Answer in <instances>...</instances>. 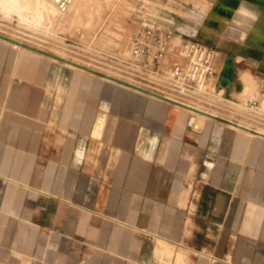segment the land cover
Listing matches in <instances>:
<instances>
[{"label":"crops","instance_id":"1","mask_svg":"<svg viewBox=\"0 0 264 264\" xmlns=\"http://www.w3.org/2000/svg\"><path fill=\"white\" fill-rule=\"evenodd\" d=\"M134 1L138 31L208 43L219 71L230 55L264 82V0ZM11 45L0 39V264H264V137L191 127L171 102Z\"/></svg>","mask_w":264,"mask_h":264},{"label":"rangeland","instance_id":"2","mask_svg":"<svg viewBox=\"0 0 264 264\" xmlns=\"http://www.w3.org/2000/svg\"><path fill=\"white\" fill-rule=\"evenodd\" d=\"M22 1L21 4L23 3ZM29 2L34 4L36 1L24 0V3L27 4H24V6L27 7L29 4L28 10L33 7V9L36 8L34 11L33 9L28 11L27 8L24 7L22 8L23 10L20 9V12L18 11L17 13L13 12L15 10L10 12L0 7V31L9 35L15 32L11 35L20 37L27 43L40 44L39 46L42 48L45 47L46 50H56L62 54V57L54 53L50 54L46 51H38L50 58L53 57L64 63L72 64L74 69L75 67L79 69L84 68L85 71L89 73L95 71L91 66L95 68L100 67L98 70L102 69L101 72L105 71L102 67L107 69L113 68L114 70L117 69L116 60L119 58V54L121 55V47L127 45L131 36L138 31L141 25L139 21H135V19L132 18L134 12L132 0L131 2L127 0H75L74 4L71 6L72 8L67 13L59 12L58 8H56L51 1L40 0L37 5L34 4L35 7ZM134 4H137V0L134 1ZM24 9H26L30 15L26 14L27 12ZM41 10L46 11L47 14H42L43 16H41ZM22 11L24 13L26 12V15H24V13L20 15L19 13H22ZM115 19H118L120 22L118 25L120 30L125 28L123 24L124 20L130 19L131 21V25L129 24V26L126 27L125 33H122V37L119 40L121 43L120 46H115V36L107 34V32L104 34L107 27L117 26L113 23ZM10 43L18 49L23 47V43L20 41H10ZM24 46L26 45L24 44ZM88 63L89 65L91 64L90 67L84 66V64ZM64 67L68 66L65 65ZM67 69L71 68L68 67ZM76 72L83 74L80 70ZM83 75L85 76V80L83 81L84 84H89V80L92 78L102 79V77H100L101 75L97 76L92 73L87 74L84 72ZM236 78L238 79L237 84L233 91L231 89L229 98L225 96V90L224 93L222 90L221 92L215 93L208 91L210 97H205L207 99H205V101L201 100V102H203L199 105L215 110V112L217 111L218 116L221 117V121H212L217 124L220 123L221 125H225L229 130H231V128L226 124L228 119H233L235 121L244 120L251 125L252 127L242 126L244 131L252 134V136H247L245 140H241V142H243L242 145L249 147L252 139L257 138L255 136L264 137V133H260L254 129V127L264 129V82L261 83V87L259 85L260 82H262L261 79L255 78L252 70L247 67L241 68ZM102 80L105 81L104 79ZM235 82L236 80L233 84ZM152 86L156 87L155 85ZM160 89L165 92L168 91L167 89ZM193 99L196 100L197 98ZM197 121L195 117H191L190 126L199 127L200 123ZM235 121H230V124L232 126L238 125Z\"/></svg>","mask_w":264,"mask_h":264},{"label":"built area","instance_id":"3","mask_svg":"<svg viewBox=\"0 0 264 264\" xmlns=\"http://www.w3.org/2000/svg\"><path fill=\"white\" fill-rule=\"evenodd\" d=\"M53 2L59 12L65 13L74 0ZM221 57L222 52L208 43L145 26L132 36L116 60V64L120 60L128 68L119 64L116 68L136 81L193 99L196 97L192 92L207 85L214 93L221 90L224 93L219 78L222 69L219 71L217 67Z\"/></svg>","mask_w":264,"mask_h":264},{"label":"bare ground","instance_id":"4","mask_svg":"<svg viewBox=\"0 0 264 264\" xmlns=\"http://www.w3.org/2000/svg\"><path fill=\"white\" fill-rule=\"evenodd\" d=\"M22 1V0H21ZM21 1L20 0H0V7L2 8V9H7V10H9L10 12L11 11H13V10H15V11H13V12H17L18 13V11L20 12V9H22V8H24L25 6H24V4L26 3H24V0L22 1L23 3L21 4ZM28 1V0H27ZM36 1V3H34V4H36L37 5V3H38V1L40 2V0H35ZM47 1H51L53 4H54V2H53V0H47ZM128 2H131V0H127ZM74 2H75V0H74ZM74 2L70 5V8H69V10L72 8L71 6L74 4ZM219 2V1H218ZM226 2V1H225ZM31 5L33 4L32 2H29ZM33 4V5H34ZM151 4H153V3H151ZM214 4H215V2H214ZM23 5V6H22ZM25 5H27V4H25ZM30 5V6H31ZM32 5V6H33ZM205 5V4H204ZM219 5V4H218ZM54 6H55V4H54ZM34 7H35V5H34ZM148 7V6H147ZM154 7H155V5H154ZM25 8H27V10H28V8H29V4H28V6L27 7H25ZM33 9V7H31L28 11H30V10H32ZM34 9H36V8H34ZM34 9H33V11H34ZM127 9V8H126ZM17 10V11H16ZM23 10V9H22ZM24 10H26V9H24ZM27 10H26V12H27ZM46 10V9H45ZM69 10L67 11V12H69ZM36 11V10H35ZM158 11V10H157ZM25 12V13H26ZM32 12V11H31ZM67 12H65V13H67ZM23 11H22V13H19L20 15H23ZM24 13V15H26V14H28L29 12H27L26 14ZM166 13V12H165ZM190 13H192L191 11H190ZM42 14H47L46 13V11H43V10H41L40 11V15L41 16H43ZM154 14V13H153ZM157 14V13H156ZM160 14V13H159ZM163 14V13H162ZM28 15H30V14H28ZM27 15V16H28ZM198 15V14H197ZM40 16V17H41ZM201 16V15H200ZM158 17V16H157ZM160 18V17H159ZM164 18H166V17H164ZM210 18V17H209ZM27 19V18H26ZM150 19H151V17H150ZM161 19H163V18H161ZM199 19V18H198ZM156 20V19H155ZM170 21V20H169ZM193 22H194V20H193ZM203 22V21H202ZM113 23L114 24H116L117 26L116 27H111V26H109V27H107L106 28V30H105V33L104 34H106V32H107V34H112L113 36H115L116 37V45L115 46H120L121 45V43H120V38L122 37V33H123V31L124 30H126V28H123L122 30H120V28H118V25L120 24V22H119V20L118 19H115V20H113ZM161 23H163V22H161ZM201 24V23H200ZM197 25V24H196ZM203 25V24H202ZM131 30V29H130ZM199 30V29H198ZM14 31V30H13ZM17 32V31H16ZM206 32H207V27H206ZM215 32V31H214ZM217 32V31H216ZM15 33V32H14ZM14 33H11V34H14ZM177 33V32H176ZM209 33V32H208ZM0 34L1 35H4L5 37H8V38H11V39H15V40H17V41H20L21 43H23V47L21 48V49H25V50H28V51H32V52H37L38 54H41V55H43V56H45V58L46 59H48L49 58V60H53V61H55V62H58L59 64L61 63V64H63V65H66V66H68V67H70V68H74L73 67V65L71 64H67V63H64V62H62V61H60V60H58V59H56V58H50L49 56H46V55H44V54H42V52H40V51H43V52H48V53H54V54H56V55H58V56H61L62 57V54L60 53V52H58V51H56V50H46L45 49V47H41V46H39V45H37L36 43V45L35 44H32V43H27L25 40H23V39H21L20 37H17V36H13V35H9V34H5V33H3L2 31H0ZM17 34V33H16ZM177 34H180V33H177ZM217 34V33H216ZM219 34V33H218ZM205 35V34H204ZM209 35H210V33H209ZM212 35V34H211ZM219 36V35H218ZM215 37V36H214ZM0 39L1 40H4V41H6L7 42V44L8 43H10V41L9 40H7V39H5V38H2V37H0ZM28 40V39H27ZM36 41V40H35ZM127 41V40H126ZM125 42V41H124ZM11 44V43H10ZM24 44L26 45V46H24ZM13 46V45H12ZM18 47H21V46H18ZM122 49H123V47H121ZM121 49V50H122ZM38 50H40V51H38ZM115 54V53H114ZM43 56H41V57H43ZM119 63V65H121L124 69H127L128 68V66H126L123 62H120V60L118 61ZM117 64V65H118ZM118 65V66H119ZM56 66V65H55ZM84 66H87V67H90L91 66V64L89 65V63L88 64H84ZM67 67V68H68ZM93 69H95V71L94 72H90V73H92V74H94V75H97V76H100V77H102L103 79H105L106 81H110V82H112V83H114V84H117V86H120V87H122V88H129L130 90H132V91H134V92H138V93H142V95H150V96H153V97H155V98H157V99H160V100H162V101H168V102H171V103H173L174 105H176L177 107H179L180 109H182V110H186V111H188V112H190L191 114H190V116L191 117H195V119L196 120H198L197 122L198 123H200L199 124V127L200 126H204L206 129H208V127L210 126V121H212V120H214V121H221L220 119H221V117L220 116H218V112L216 111L215 112V110H211V109H208V108H206V107H202V105L200 106L199 104H201L202 102H201V100H204L205 101V99H207V98H205V97H210V94L208 93V91L209 92H213L214 93V91L211 89V88H209L210 86L209 85H207V88L205 87V86H203L202 88H200V89H198V90H196V91H194V92H192V95L193 96H195L197 99L195 100V99H191V98H182V97H180V96H177V95H175L173 92L171 93V92H168V91H163V90H160V89H157V88H155V87H152V86H150V85H146V84H144V83H141V82H139V81H136V80H134V79H132L129 75H126L125 73H123V72H121V71H119V69H113V68H104V67H102L103 68V70H105L104 72L102 71L101 72V70H98V68L100 69V67H98V68H95V67H93V66H91ZM106 67V66H105ZM65 68V67H64ZM121 68V67H120ZM59 69V68H58ZM75 69H77V70H80V72L82 71L83 72V74H84V72H86L87 74H90L89 72H87V71H85V69L84 68H76L75 67ZM112 69V70H111ZM61 73V72H60ZM262 75H264V74H262ZM83 77V76H82ZM263 78H264V76H263ZM262 79V78H261ZM81 81V80H80ZM258 82H260V81H258ZM261 83H263V82H260V84L259 83H257V84H259L260 86H261ZM81 85V84H80ZM262 87V86H261ZM119 93V92H118ZM129 97V96H128ZM201 97H203V98H201ZM130 98V97H129ZM148 99V98H147ZM199 99V100H198ZM150 100V99H149ZM145 102V101H144ZM207 102V101H206ZM205 102V103H206ZM143 103V102H142ZM162 104H164L163 102H162ZM153 106H155V104L153 105ZM210 106V105H209ZM215 106V105H214ZM155 108V107H154ZM213 108V107H212ZM218 110V109H217ZM220 110V109H219ZM225 112V111H224ZM155 113V112H154ZM220 113V112H219ZM223 115H225V114H223ZM228 116H230V115H228ZM235 117V116H234ZM233 117V118H234ZM237 118V117H236ZM230 121H235V120H233V119H228L227 120V122H226V124L231 128V134H232V136H237V141L239 142V143H241V140L243 139V140H245L246 138H247V136H249V135H251L252 136V134H250V133H248L247 131H244V129L242 128V126L243 125H245V126H247V127H252L251 125H249L246 121H244V120H242V121H235L236 122V124H238V125H235V126H237V127H235V126H232L230 123ZM215 124V123H214ZM220 124V123H219ZM214 127V126H213ZM242 128V129H241ZM254 129L255 130H257L258 132H262V133H264V129H259V128H256V127H254ZM228 130V129H227ZM230 131V130H229ZM229 133V132H228ZM254 135V134H253ZM224 137V136H223ZM255 137H258V138H261V137H259V136H255ZM225 140H226V138H224ZM224 145V144H223ZM221 146V145H220ZM226 149V148H225ZM209 161L211 162V160L209 159ZM208 163V162H207ZM208 164H210V163H208ZM213 164V163H212ZM232 166V165H231ZM233 167V166H232ZM231 168V167H230ZM227 170H228V168H227ZM227 173H228V171H227ZM229 175V174H228ZM195 190V189H194ZM197 191V190H196ZM200 192V191H199ZM201 194V193H200ZM195 195V194H194ZM195 197V196H194ZM200 197V196H199ZM200 200H202V199H200ZM192 201H194V199L192 200ZM227 202V201H226ZM227 207V206H226ZM228 212V211H227ZM212 213V212H211ZM218 215V214H217ZM221 217H222V215H221ZM157 246V245H156ZM159 247V246H158ZM161 254V253H160ZM157 255V254H156ZM162 257V256H161ZM160 257V258H161ZM168 258V257H167ZM162 260V259H161ZM163 262H164V260H162ZM167 261V260H166ZM230 263V262H229ZM228 263V264H229ZM231 264V263H230Z\"/></svg>","mask_w":264,"mask_h":264},{"label":"water","instance_id":"5","mask_svg":"<svg viewBox=\"0 0 264 264\" xmlns=\"http://www.w3.org/2000/svg\"><path fill=\"white\" fill-rule=\"evenodd\" d=\"M0 37L5 38L11 42H17L15 39H11L8 37H5L3 35L0 34ZM225 61V65L222 68V71L220 73V88L224 87L225 88V96L226 97H230V92L233 86V82L237 79L236 75H237V67L235 65V60L228 55Z\"/></svg>","mask_w":264,"mask_h":264},{"label":"clouds","instance_id":"6","mask_svg":"<svg viewBox=\"0 0 264 264\" xmlns=\"http://www.w3.org/2000/svg\"><path fill=\"white\" fill-rule=\"evenodd\" d=\"M250 19L254 21V20L258 19V17H256L255 15H250ZM217 31H220V29Z\"/></svg>","mask_w":264,"mask_h":264}]
</instances>
